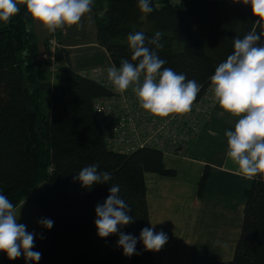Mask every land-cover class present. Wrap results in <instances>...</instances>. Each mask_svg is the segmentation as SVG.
Here are the masks:
<instances>
[{
  "label": "trees",
  "instance_id": "trees-1",
  "mask_svg": "<svg viewBox=\"0 0 264 264\" xmlns=\"http://www.w3.org/2000/svg\"><path fill=\"white\" fill-rule=\"evenodd\" d=\"M159 3L151 0L154 11L144 14L138 0H93L88 14L95 19L99 44L116 67L121 59H131L130 32L141 31L151 38L160 31L164 47L153 50L166 60L164 67L201 85L199 100L215 68L234 52V39L259 31L254 23L257 18L250 5L225 1ZM19 7L10 23L0 21V194L15 209L30 198L37 203L41 218L54 224L51 229L40 225L35 238L33 251L40 252L41 259L26 261L22 255L18 264H167L145 251L142 241L137 242V254L125 256L117 247L118 234L102 239L94 223L96 205L106 200L111 185L116 184L134 218L121 231L139 237L144 227H151L145 175L173 174L166 167L165 154L152 147L129 154L108 147L94 104L110 96V90L73 69L69 52L62 46L61 29L54 34L55 51L49 47L51 34L44 41L46 58L39 61L37 36L32 28L25 31L32 20L26 5ZM52 58L58 65L56 80ZM92 163L111 173L112 180L85 189L74 177ZM208 174L206 166L201 185ZM246 196L234 257L202 264H264V179L255 177ZM12 262L0 252V264Z\"/></svg>",
  "mask_w": 264,
  "mask_h": 264
},
{
  "label": "clouds",
  "instance_id": "clouds-1",
  "mask_svg": "<svg viewBox=\"0 0 264 264\" xmlns=\"http://www.w3.org/2000/svg\"><path fill=\"white\" fill-rule=\"evenodd\" d=\"M243 3L251 5L259 31L234 39V52L219 63L210 77V91L223 110L219 115L229 113L238 118L234 130L225 132L227 157L238 166V174L243 178L251 180L259 175L264 179V0H243ZM19 5H26L32 21L49 33H55L66 26L83 28L82 18L92 11L93 0H0V21L10 23L20 12ZM138 8L144 14L154 11L151 0H138ZM31 28L32 25L26 23L25 31L30 32ZM161 39L160 31L151 38L141 31L130 32L127 41L131 59H121L119 67H109L107 79L117 93L131 88L139 107L154 117L184 115L191 112L201 85L184 73L164 67L167 62L156 51L164 47ZM74 180H78L81 187L91 189L94 184L109 183L112 176L101 171L98 163H92L83 167ZM130 211V206L120 196V186L112 184L106 200L95 207L97 235L104 239L118 234L117 247H121L127 257L137 254L138 241H142L145 251L162 250L168 237L163 231L156 232L154 225L144 227L139 237L121 231L134 222ZM38 223L51 229L54 221L41 218ZM35 238L34 232L18 222L13 203L0 194V252L9 260L23 255L26 261L38 262L41 253L33 251Z\"/></svg>",
  "mask_w": 264,
  "mask_h": 264
},
{
  "label": "crops",
  "instance_id": "crops-1",
  "mask_svg": "<svg viewBox=\"0 0 264 264\" xmlns=\"http://www.w3.org/2000/svg\"><path fill=\"white\" fill-rule=\"evenodd\" d=\"M83 28L65 27L62 46L79 73L112 65L108 51L97 38L93 15L82 18ZM45 41V40H44ZM216 103L186 156L165 155L172 175H145L151 227L168 241L156 261L167 264H201L199 253L217 251L222 261L235 255L244 218L246 193L253 179L238 174L227 157L225 132L234 130L237 117ZM209 174L201 185L205 167Z\"/></svg>",
  "mask_w": 264,
  "mask_h": 264
},
{
  "label": "built area",
  "instance_id": "built-area-1",
  "mask_svg": "<svg viewBox=\"0 0 264 264\" xmlns=\"http://www.w3.org/2000/svg\"><path fill=\"white\" fill-rule=\"evenodd\" d=\"M158 4L163 0H154ZM179 3L183 0H167ZM190 1V0H188ZM228 2L237 5L243 0H210ZM251 6V5H250ZM53 37L49 40L50 51L58 46ZM106 67L94 68L85 72L94 81L110 90V96L98 98L94 111L108 147L114 151L129 154L140 148L152 147L161 150L165 155L186 156L195 138L207 121L216 102L210 86L199 100L194 101L191 112L184 115H172L167 118L154 117L139 107L138 99L129 88L124 93H117L107 79ZM57 63L51 60V71L57 79ZM84 73V74H85Z\"/></svg>",
  "mask_w": 264,
  "mask_h": 264
},
{
  "label": "rangeland",
  "instance_id": "rangeland-1",
  "mask_svg": "<svg viewBox=\"0 0 264 264\" xmlns=\"http://www.w3.org/2000/svg\"><path fill=\"white\" fill-rule=\"evenodd\" d=\"M32 29L34 30L37 36L38 47L40 50V54L38 58L39 61L42 62L46 58L44 40L49 39L51 33H49L45 28H43L41 25H39L34 21H32ZM15 210L17 212L18 222L25 224L27 226V230L29 232H34L37 237L40 229V224L38 223V221L41 219L40 210L37 203L29 198L27 200H24L21 204H19V206H17ZM220 254H218L217 251L199 253L198 254V257L200 258L199 263L202 264V263H213L217 261H222L221 259L223 258H219ZM19 260L20 258L13 260L12 264H18Z\"/></svg>",
  "mask_w": 264,
  "mask_h": 264
}]
</instances>
